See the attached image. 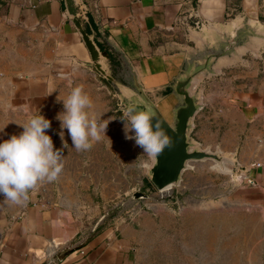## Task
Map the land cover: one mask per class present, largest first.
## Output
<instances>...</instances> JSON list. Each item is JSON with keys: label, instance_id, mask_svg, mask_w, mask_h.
I'll use <instances>...</instances> for the list:
<instances>
[{"label": "crops", "instance_id": "1", "mask_svg": "<svg viewBox=\"0 0 264 264\" xmlns=\"http://www.w3.org/2000/svg\"><path fill=\"white\" fill-rule=\"evenodd\" d=\"M75 4L82 27L103 54L113 77L129 86L136 78L167 118L178 104L170 84L187 64L197 65L207 52L221 50L225 37L238 33L244 21L257 29L264 27V0H75ZM26 41L32 44L31 51L37 48L35 54L26 52ZM256 42L248 36L241 46L255 53ZM261 44L264 46V40ZM232 56L228 62H218L216 73L211 75L235 65L238 59ZM205 76L201 73L198 78L202 106L193 118V127L194 121L200 126L198 113L204 108L211 112V119L214 116V121L223 123L234 121L235 113L243 122L260 113L264 116V87L256 89L253 80L246 88L234 87L229 93L210 83L207 92L220 96V105L204 106ZM69 84L82 85L91 98L90 116L112 119L106 130L111 144L105 137L92 148L103 145L125 157L123 125L109 113L112 98L117 99V88L91 65L64 0H0V127L6 124L0 131V141L19 135L23 128L17 123L27 120L26 115L38 108L51 122L47 134L54 148L64 154V168L56 185H40L23 205L7 204L0 196V264H190L192 251L200 256L196 264H231L222 260V233L217 231L205 234L197 248L185 240L182 244L177 241L176 247V242L172 243L162 253L165 262L161 261V252L153 242L164 233L167 239L171 235L175 240L173 215L165 218L166 227L163 217L138 212L100 226L97 222L88 232L80 230L74 208L82 200H89L87 194L79 195L80 190L88 189L89 180L76 189L72 181L88 170L78 166L77 151L66 129L64 139L69 148H62L60 122L56 119V114L63 111L58 99L68 94ZM196 138L193 140L200 147V142H209L202 133ZM225 143L222 149L234 155V138L230 137V145ZM249 150L247 147L239 155L241 167L236 168V175L248 185L243 192L259 199L264 195V162L256 161V154Z\"/></svg>", "mask_w": 264, "mask_h": 264}, {"label": "rangeland", "instance_id": "2", "mask_svg": "<svg viewBox=\"0 0 264 264\" xmlns=\"http://www.w3.org/2000/svg\"><path fill=\"white\" fill-rule=\"evenodd\" d=\"M257 34L259 39L253 45L255 53L245 49L235 65L232 63L229 67H224L221 73L203 78L207 85L203 92V98L206 99L203 100L204 106L220 105V96L208 93L209 84L212 82L228 93L234 87L246 88L252 80L256 89L264 87V46L261 44L264 27L260 28ZM31 49L32 44L26 41V52ZM34 52H37V48L30 53L35 54ZM116 100L112 98L109 113L123 125L120 119L123 111L116 105ZM204 109L198 113L201 116L200 126L194 121L190 133L193 139H197L196 136L202 133V136L209 140L208 144L200 142L201 147L219 151L227 157V151L222 149L223 142L230 145V137H233L234 143L231 145L236 149V153L228 157L235 158L239 163V155L249 147V151L256 154V161L264 162L262 113L246 122L240 120L238 113H235L234 121L223 123L222 120L214 121V116L211 119V112ZM38 112L37 108L32 110L30 115ZM26 118L28 119L29 115H26ZM125 147V157L122 153L119 155L116 149L109 152L103 145H98L97 150L91 148L77 152L78 166L86 167L88 172L74 176L72 188H80L89 180L88 189L79 192L80 196L87 194L89 200H82L80 206L74 208L80 221V230L88 232L97 222L100 226L116 218L126 219L138 215V212L163 217L164 220L173 215L177 231L175 240H171V235L167 239L164 233L153 242L154 247L161 252L158 255L161 261L165 262L166 256L162 253L172 243L176 242V247L185 240L190 242L192 248H197L205 234L217 231L222 233L223 262L227 260L231 264H245L253 258V264H264V195L254 199L243 192L247 190L248 185L236 175V168L241 167L240 163L234 165L230 158H224L220 162L212 159L192 160L178 185L158 191L149 181L147 167H141V161L145 159L142 149L132 140H127ZM56 183L52 182L53 185ZM72 192L70 195L74 193ZM136 192H142L146 197L136 198ZM166 225L167 220L164 226ZM163 231L165 232L166 228H163ZM199 258V254L192 251L190 264H196Z\"/></svg>", "mask_w": 264, "mask_h": 264}, {"label": "clouds", "instance_id": "3", "mask_svg": "<svg viewBox=\"0 0 264 264\" xmlns=\"http://www.w3.org/2000/svg\"><path fill=\"white\" fill-rule=\"evenodd\" d=\"M54 90L49 89L48 94ZM58 101L63 104V111L56 114L60 122L58 134L62 148H69L64 139V129L77 152L88 151L94 143L107 137V126L112 119L99 120L90 116L88 109L92 107V101L82 85L69 84L68 94ZM153 117L150 110H138L137 105L132 103L120 117L124 138L134 141L142 149L145 159L141 161V167L154 164L165 148L173 146V140L161 122L156 120L155 124L152 123ZM17 124L22 126L23 131L0 141V196L10 205L25 204L30 192L44 183L57 181L64 168V154L61 149L54 148L52 138L47 134L51 128L49 119L38 112ZM5 125L0 127V131Z\"/></svg>", "mask_w": 264, "mask_h": 264}, {"label": "water", "instance_id": "4", "mask_svg": "<svg viewBox=\"0 0 264 264\" xmlns=\"http://www.w3.org/2000/svg\"><path fill=\"white\" fill-rule=\"evenodd\" d=\"M64 3L68 17L79 32L89 52L91 65L102 77L116 86L117 106H119V109L123 111L132 103L137 105L138 110H150L154 116L152 123L155 124V121L159 120L165 132L173 140L172 148H165L163 153L158 155L154 164L147 166L146 173L154 188L158 191H163L168 186L178 185L183 172L190 167L189 163L192 160L212 159L220 162L224 158H230L228 155H233L228 154L226 157V155L219 151L202 149L200 144L193 140L190 135L193 129V118L202 106L197 94L198 78L201 73H204L206 76L215 74V67L220 63L231 60L233 58L232 55H235V58L239 59L242 50L247 49V46L243 48L241 45L245 43L248 36H253L255 40L259 39L257 33L260 29L253 27L250 21H244V25L238 30V33H235L232 37H225V44L223 43L221 50L215 48V51L207 52L202 57L201 63L197 65L193 63L187 64L186 68L170 84V88L178 98V104L172 109L169 118H167L159 110L156 103L146 94L136 78H133L130 83L131 86H129L120 83L113 77L110 69L103 60V54L82 27L75 0H64ZM261 40H264V38ZM250 50H252V47ZM227 57L230 58L226 59ZM230 159H232L234 165L238 163L235 158L232 157ZM134 197H146V194L136 192L134 193Z\"/></svg>", "mask_w": 264, "mask_h": 264}, {"label": "built area", "instance_id": "5", "mask_svg": "<svg viewBox=\"0 0 264 264\" xmlns=\"http://www.w3.org/2000/svg\"><path fill=\"white\" fill-rule=\"evenodd\" d=\"M259 164L257 163V166H258ZM247 182L249 183V184H254V182L251 180V179H247Z\"/></svg>", "mask_w": 264, "mask_h": 264}, {"label": "bare ground", "instance_id": "6", "mask_svg": "<svg viewBox=\"0 0 264 264\" xmlns=\"http://www.w3.org/2000/svg\"><path fill=\"white\" fill-rule=\"evenodd\" d=\"M169 187V186H168Z\"/></svg>", "mask_w": 264, "mask_h": 264}]
</instances>
